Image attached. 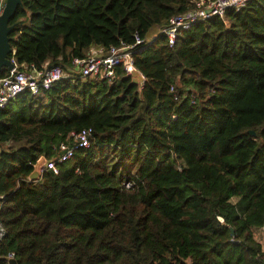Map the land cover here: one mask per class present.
Listing matches in <instances>:
<instances>
[{
  "label": "trees",
  "instance_id": "16d2710c",
  "mask_svg": "<svg viewBox=\"0 0 264 264\" xmlns=\"http://www.w3.org/2000/svg\"><path fill=\"white\" fill-rule=\"evenodd\" d=\"M197 1L22 0L9 59L69 76L0 109V264H264V0L168 45L159 31ZM135 35L141 85L122 66L74 73ZM83 129L88 147L28 180Z\"/></svg>",
  "mask_w": 264,
  "mask_h": 264
},
{
  "label": "built area",
  "instance_id": "2783aa9c",
  "mask_svg": "<svg viewBox=\"0 0 264 264\" xmlns=\"http://www.w3.org/2000/svg\"><path fill=\"white\" fill-rule=\"evenodd\" d=\"M5 0H0V12ZM249 0H199L195 2V7L182 14L173 15L168 19L167 25L159 33H162L168 45H173L177 37L188 30L194 23L210 19L212 17H224L228 9H241ZM156 35L154 34L152 38ZM143 43L138 35L134 36V43L131 45L121 44L111 46L107 50L101 47H92L89 55L85 58H74L72 60L73 71L80 78L101 77L111 79L115 75L118 66H122L127 75H130L140 85L144 81L142 74L132 63V53ZM12 69H6L7 74L0 76V109L4 108L11 99L23 92H29L33 96L41 94L63 78L69 76L60 66L50 65L39 70L34 67L18 69L16 63ZM91 129H83L73 135L75 143L68 146L67 143H60L59 149L62 154L57 159H50L41 169V173L52 171L57 173V165L69 159L74 149L89 146ZM130 187V183H125ZM4 196L0 194V201ZM261 234L264 235V220L260 227ZM5 234L0 222V240ZM5 258H14L12 253H8Z\"/></svg>",
  "mask_w": 264,
  "mask_h": 264
},
{
  "label": "water",
  "instance_id": "95a60500",
  "mask_svg": "<svg viewBox=\"0 0 264 264\" xmlns=\"http://www.w3.org/2000/svg\"><path fill=\"white\" fill-rule=\"evenodd\" d=\"M22 0H5L4 5L0 12V71L3 69H12L14 63L9 59V54H13L14 50L11 48V41L13 38L10 36L11 30L14 25L9 24V20L14 16L18 6H21ZM254 135V131H248ZM44 156H40L33 165V169L28 176L29 181H38L41 179V169L47 164ZM233 231L231 230V233ZM8 264H17L15 258H5Z\"/></svg>",
  "mask_w": 264,
  "mask_h": 264
},
{
  "label": "rangeland",
  "instance_id": "374dc122",
  "mask_svg": "<svg viewBox=\"0 0 264 264\" xmlns=\"http://www.w3.org/2000/svg\"><path fill=\"white\" fill-rule=\"evenodd\" d=\"M156 33L157 32H154V33H152V34H155L156 35ZM148 40H151L150 38H148ZM255 236L258 238V237H260V235L258 234V233H255Z\"/></svg>",
  "mask_w": 264,
  "mask_h": 264
}]
</instances>
